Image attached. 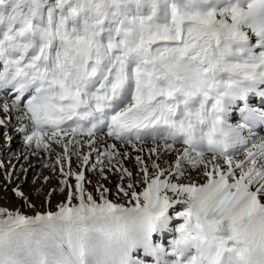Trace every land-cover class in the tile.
I'll return each instance as SVG.
<instances>
[{"label": "snow or ice", "instance_id": "snow-or-ice-1", "mask_svg": "<svg viewBox=\"0 0 264 264\" xmlns=\"http://www.w3.org/2000/svg\"><path fill=\"white\" fill-rule=\"evenodd\" d=\"M261 80L264 0H0V125L15 116L67 188L55 212L0 208V264H144L137 248L153 264H264V139L223 118ZM106 167L127 206L86 191L85 169ZM176 205V237L153 244Z\"/></svg>", "mask_w": 264, "mask_h": 264}, {"label": "rangeland", "instance_id": "rangeland-1", "mask_svg": "<svg viewBox=\"0 0 264 264\" xmlns=\"http://www.w3.org/2000/svg\"><path fill=\"white\" fill-rule=\"evenodd\" d=\"M15 135V127H11L8 131H3L2 133H0V208L7 209L9 211L18 210L21 214H24L26 216H34L37 212L46 213L49 211H57L58 206L63 203L67 198V188H64V186L60 184V180L64 178L60 174V166L56 165L55 170H53L52 166L55 164V154L53 153L49 155L43 150L37 151L34 147L33 152H30V150H26V156L25 158H22L20 154H17V152L19 151L18 145H13V148L5 150L3 148L4 143L6 142L5 140H7L6 143H9ZM9 137H11L10 140ZM106 142L114 143L107 141V139ZM52 147L56 150V152H60L62 154V147L54 144L52 145ZM88 151L89 150L87 147L81 149V152L83 154H86ZM121 151H123V149H121ZM38 155H40V158H38ZM135 155L136 153H132V159L123 161L124 167L127 168L130 172H132L133 181L137 179L138 172V167L134 159ZM32 159L34 161H32ZM90 159L92 163H95V154H93ZM164 159L173 161L172 156L166 155L164 156ZM70 163L71 170L73 172H79L81 170L76 157H72ZM157 163L162 164V161H157ZM35 164L37 165L35 166ZM64 166L65 170H68V162H65ZM25 169L27 170L26 172ZM9 173L13 174L10 182L8 179ZM85 176L86 180L90 181V183L85 182L84 187L87 192L93 194L97 202L100 201V196L96 192V187L98 184H103L106 188L110 190L107 195V198L111 202L117 204H125L127 206L128 198L124 197L123 194L119 192L118 185L120 187L126 188L128 180L125 179L122 181L120 179V173L116 172L115 170L109 172L106 167L105 176L107 177V179H101L99 171H89L87 169H85ZM191 176L193 177V179L199 177V182H204L203 176L200 175L197 171H192ZM45 177L48 178L47 182H45ZM68 180L69 184H75L74 177H69ZM18 186L19 189L23 192L24 197H26L27 200L30 201L32 205H34V207H29L22 198H18L15 195V193L13 192V188H17ZM143 187L144 185L142 183H137L135 186V190L137 192H140L142 191ZM61 188H64V190L60 191L59 189ZM53 189L57 190L53 191ZM38 190L39 194H37ZM50 192V203H47V196ZM73 203H78V201L74 200ZM132 203L135 202L133 201ZM183 210L184 208L181 205H176L173 209L170 208L168 210L167 215L170 217V219L168 220L166 227L159 229L160 234H162L163 231L165 233L162 236L158 232L154 233L152 236L153 244L160 243L165 248L168 247L169 241L173 240L177 235L175 231L176 227L180 223H182V220L175 218L176 213ZM132 253L144 259L149 264L153 263L152 258L149 256H145L141 248H137ZM168 259L171 260L174 258L169 257Z\"/></svg>", "mask_w": 264, "mask_h": 264}, {"label": "bare ground", "instance_id": "bare-ground-1", "mask_svg": "<svg viewBox=\"0 0 264 264\" xmlns=\"http://www.w3.org/2000/svg\"><path fill=\"white\" fill-rule=\"evenodd\" d=\"M8 96L11 98V96H12V93H8ZM0 118H3L2 116H0ZM12 126H10V127H8L7 129L9 130L11 127H16V126H18L17 124H16V120H15V116H13L12 117ZM7 129H5V127L4 126H2V125H0V133H2L3 131H8ZM13 131V130H12ZM10 132V131H9ZM7 133V132H6ZM6 139V138H5ZM13 139V140H12ZM11 140H10V142L9 143H6L7 142V140H5L6 142L4 143V149L5 150H8V149H11V148H13V145H18V147H19V151L17 152V154H20L21 156H22V158H25V156H26V150H30V152H33V148L35 147L34 145H32L31 147H27V146H25L24 145V143H23V139H22V135L21 134H19V133H17L16 132V135L14 136V138H12ZM20 141H19V140ZM108 141V140H107ZM4 142V141H3ZM8 144V145H7ZM20 145V146H19ZM15 147V146H14ZM18 147H17V149H18ZM7 152V151H6ZM8 154V153H7ZM12 154V153H11ZM28 154V153H27ZM32 154V153H31ZM16 155V154H15ZM19 156V155H18ZM28 156V155H27ZM29 157H30V155H29ZM38 158H40V155H38ZM26 161V160H25ZM32 161H34L33 159H32ZM36 161V160H35ZM29 162V161H28ZM37 164H35V166H36ZM16 171V170H15ZM19 171V170H18ZM15 173V172H14Z\"/></svg>", "mask_w": 264, "mask_h": 264}]
</instances>
